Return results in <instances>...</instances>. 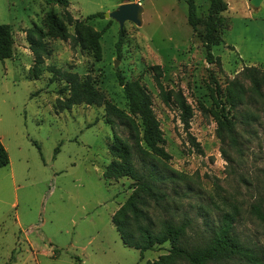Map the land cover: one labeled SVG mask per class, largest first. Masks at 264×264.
I'll use <instances>...</instances> for the list:
<instances>
[{
  "label": "rangeland",
  "instance_id": "374dc122",
  "mask_svg": "<svg viewBox=\"0 0 264 264\" xmlns=\"http://www.w3.org/2000/svg\"><path fill=\"white\" fill-rule=\"evenodd\" d=\"M116 1L124 0H68L66 6L46 0H0V24L10 27L11 56L23 47L20 57L0 62L8 65L5 71L0 67V136L8 155L6 166L0 168V264H77L70 254L80 264H145L167 253L165 242L139 259L137 250L121 244L109 220L130 193L132 180L102 179L111 159L108 143L112 132L128 143L132 140L119 119L105 111V103L138 123L127 110L119 76L136 80L149 93L169 154L165 165L178 176L159 185L169 200L166 211L149 201L154 222L171 216L185 219L188 239L195 241L208 238L222 214H228L231 232L253 257L233 256L221 264H264V83L259 78L254 92L247 77L251 68L257 77L264 70V0L257 6L248 0H225L226 9L217 14L220 41L211 46L217 60L211 63L204 60L202 25L194 32L186 22L184 0H140L139 25L124 21L119 28L104 16L84 18L110 11ZM194 3L197 16L204 18L208 0ZM47 10L63 19L70 34L74 20L93 31L104 29L97 50L46 35L50 54L32 77L25 30L33 23L45 30ZM48 65L87 78L100 102L57 110L67 91L61 89L62 80L52 78ZM149 65H159L164 89L181 92L190 106L186 128L174 102L165 104L160 98ZM233 80L244 90L229 106L224 96ZM213 81L234 123V142L227 137L220 141L216 135L214 115L219 107L213 100ZM133 162L137 167L135 157Z\"/></svg>",
  "mask_w": 264,
  "mask_h": 264
},
{
  "label": "trees",
  "instance_id": "16d2710c",
  "mask_svg": "<svg viewBox=\"0 0 264 264\" xmlns=\"http://www.w3.org/2000/svg\"><path fill=\"white\" fill-rule=\"evenodd\" d=\"M48 3L66 6L67 0H46ZM186 6V22L192 31H196L197 25H202V32L199 34L204 50V60L211 63L214 58L211 53V46L217 44L220 38L217 34V26L220 23L219 12L226 9L225 0H208L207 13L204 18H199L196 14L194 0H184ZM64 19L70 22L69 13L64 10ZM103 16L102 12H95L85 16V19ZM74 32L70 34L63 22L52 10H47L44 15V27L33 24L25 30V39L33 57L31 76L36 77L40 73L39 65L44 58L50 54V49L43 38L48 35L51 38L61 40L69 39L72 46L79 45L81 49H98V38L101 30H91L88 25L80 20H74ZM121 41V31L115 42L118 49ZM12 38L10 27L7 24H0V61L11 56ZM52 73V78L64 82L62 90L67 91V96L62 101H58L57 110L68 108L73 104L84 103L86 105L98 104L101 100L98 94L89 84L88 79L81 77L76 72L61 70L54 65L46 66ZM147 69L152 73L154 84L158 90L160 98L165 104L173 101L179 112V119L184 128L187 127L188 119L191 115L190 106L183 98L181 92L164 89L160 77L159 65H149ZM248 69V68H247ZM247 77L252 84V90L257 92L259 78L264 83V70L261 76L257 77L248 70ZM122 85L124 98L129 114L138 120L135 124L121 110L111 103H105V111L116 116L120 124L129 131L131 143L124 141L117 134L112 132L111 141L108 143V153L110 161L104 166L101 177L105 182H111L119 177H128L132 180L128 184L131 189L126 198L110 215V223L113 226L121 244L125 247L137 250L139 259L143 252L159 247L167 242L169 244L166 254H160L155 260L146 261L145 264H221L223 261L231 259L233 256L253 257L251 251L245 248L237 237L231 232V217L222 214L216 229L208 238L192 241L188 239V221L185 219L174 220L173 217L163 218L154 222L147 207L149 201L156 207L164 211L168 208L167 194L160 190V184L177 179L176 172L165 165L169 154L163 147L162 133L159 124L151 109L150 96L147 90L136 80L123 81L118 77ZM213 92L215 106L219 107L215 111L216 135L223 141L226 137L229 142L235 141V128L233 121L227 117L224 111L223 102L219 99L220 88L213 81ZM244 88L237 80L230 81L224 101L229 106H234L240 100ZM105 123L112 126L113 122L105 118ZM56 151V148H55ZM135 157L138 165H134ZM7 153L0 142V167L7 164ZM56 252V251H55ZM70 257L79 264V258L70 254Z\"/></svg>",
  "mask_w": 264,
  "mask_h": 264
},
{
  "label": "water",
  "instance_id": "95a60500",
  "mask_svg": "<svg viewBox=\"0 0 264 264\" xmlns=\"http://www.w3.org/2000/svg\"><path fill=\"white\" fill-rule=\"evenodd\" d=\"M252 6H257L260 0H248ZM142 7L136 2L122 1L114 9L103 13L104 17L114 20L121 28L124 21L139 25L141 22Z\"/></svg>",
  "mask_w": 264,
  "mask_h": 264
},
{
  "label": "crops",
  "instance_id": "0c3cea01",
  "mask_svg": "<svg viewBox=\"0 0 264 264\" xmlns=\"http://www.w3.org/2000/svg\"><path fill=\"white\" fill-rule=\"evenodd\" d=\"M67 1H68V0H67ZM260 2H262V0H260ZM119 3H121V1H116V3H115L114 5L117 6ZM68 4H69V2H68ZM114 5H112V6H114ZM116 6H115V7H116ZM115 7H114V8H115ZM114 8H113V9H114ZM111 10H112V9H111ZM142 11H143V10H142ZM107 12H109V11H107ZM33 24H35V23H33ZM33 24H32V25H33ZM19 42L21 43L20 40H19ZM21 49L23 50V47H22V48L20 47V50H17V51L15 52V54H14V52H13L12 56L9 57V58H7V59H12V58H14V57H20V53H19V51H21ZM14 55H16V56H14ZM0 62H2V61H0ZM0 65H1V66H0V67H1V71H2V70L5 71V70L8 68V65L6 66V65L3 64V63H1ZM6 67H7V68H6ZM0 142H1V144L3 145V147H4L5 151H6V147H5L4 144L2 143L1 136H0ZM6 153H7V151H6ZM7 157H8V155H7ZM5 166H6V165H5ZM3 167H4V166H3ZM0 168H2V167H0ZM118 205H119V203H118ZM118 205L116 206V208L118 207ZM116 208H115V209H116ZM115 209H114V210H115ZM112 213H113V212H112ZM112 213H111V214H112ZM109 220H110V219H109ZM112 227H113V226H112ZM118 239H119V238H118ZM43 240L46 242V237H45ZM49 244H50V243H49ZM28 247L30 248V245H29V244H28ZM124 247H125V246H124ZM54 249H55V248H53V253H52L51 256H55V254H54V253H55V252H54ZM51 251H52V250H51ZM13 252H14V247H12V248L10 249L8 258H11V257H12ZM42 253L44 254V252H42ZM31 254H33L32 250H31ZM79 264H80V259H79Z\"/></svg>",
  "mask_w": 264,
  "mask_h": 264
},
{
  "label": "built area",
  "instance_id": "2783aa9c",
  "mask_svg": "<svg viewBox=\"0 0 264 264\" xmlns=\"http://www.w3.org/2000/svg\"><path fill=\"white\" fill-rule=\"evenodd\" d=\"M130 2H136V3L140 4V0H130Z\"/></svg>",
  "mask_w": 264,
  "mask_h": 264
}]
</instances>
